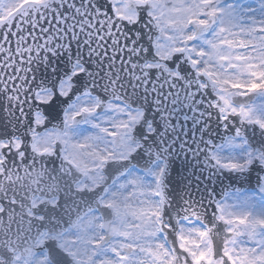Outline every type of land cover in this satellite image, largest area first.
Masks as SVG:
<instances>
[{
  "label": "snow or ice",
  "instance_id": "snow-or-ice-1",
  "mask_svg": "<svg viewBox=\"0 0 264 264\" xmlns=\"http://www.w3.org/2000/svg\"><path fill=\"white\" fill-rule=\"evenodd\" d=\"M0 264H264V0H0Z\"/></svg>",
  "mask_w": 264,
  "mask_h": 264
}]
</instances>
